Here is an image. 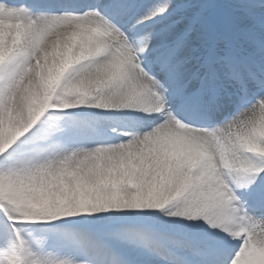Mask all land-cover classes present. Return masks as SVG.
<instances>
[{
    "label": "snow or ice",
    "instance_id": "1",
    "mask_svg": "<svg viewBox=\"0 0 264 264\" xmlns=\"http://www.w3.org/2000/svg\"><path fill=\"white\" fill-rule=\"evenodd\" d=\"M0 264H264V0H0Z\"/></svg>",
    "mask_w": 264,
    "mask_h": 264
}]
</instances>
